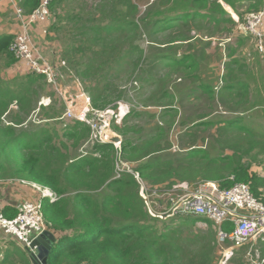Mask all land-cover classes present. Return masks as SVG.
Returning a JSON list of instances; mask_svg holds the SVG:
<instances>
[{"label": "trees", "instance_id": "16d2710c", "mask_svg": "<svg viewBox=\"0 0 264 264\" xmlns=\"http://www.w3.org/2000/svg\"><path fill=\"white\" fill-rule=\"evenodd\" d=\"M74 1L54 0L50 5L45 40L58 44L61 51L57 67L64 64L61 75L70 81L75 80V75L94 110L116 108V102L126 100L117 78L125 72L133 74L140 70L146 53L136 43L145 39L152 54L157 48L162 49L160 55L149 58L147 72L154 70L159 74L164 69L160 77L181 74L193 78L199 85L191 87L185 100L192 102L205 95L204 102L211 104L208 118L181 121L182 127L189 128L177 146L181 150L175 154L170 152L171 133L179 113L176 96L180 90L174 94L168 89L160 90L158 97L170 106L162 116L166 126L157 124L147 130L131 125L130 118L140 117L135 111L120 126L114 125L113 131L122 138L123 159L139 174L148 190L166 192L177 181L193 187L213 182L222 189L243 184L260 200L258 192L264 187V179L254 174L253 168L264 156V129L257 131L262 126L250 120L256 106L250 80L245 77L250 72L249 64L235 52L245 40L220 1L233 8L242 23L246 13L241 9L248 14L259 12L262 1L248 4L247 0H97L92 7L86 8L87 4L82 3L57 12L60 5L65 7ZM39 3L40 0H25L21 8L28 14ZM140 7L145 8L142 15ZM193 31L210 40L201 43L204 49L214 39L230 40L225 46L228 62L216 87L200 78V63L194 54L178 55L191 42ZM160 37L165 38L163 43H158ZM13 40L14 36H0V179L12 174L27 177L57 195L55 202L43 204L45 224L57 238L48 264H219L218 232L229 236L234 224L226 222L219 228L212 221L195 216H153L141 196L138 181L130 174L116 178L112 144L87 146L83 155L90 129L79 121L58 120L65 105L61 102L57 106L45 76L29 73L12 80L4 76L6 70L18 63L11 50ZM47 96L52 104L40 108L41 118L38 114L36 121L30 119L34 125L31 129L21 127L24 117L36 115L38 100ZM13 102H17L18 111L12 113L11 121H6L11 124L7 126L3 118ZM218 102L225 113L214 117ZM61 123L64 129L56 128ZM200 129L213 131L216 138L210 149L217 151L216 155H211L206 145L194 141ZM139 132L142 135L137 138ZM199 222L207 228H199ZM261 242L264 258V241L258 243ZM225 243L231 246L229 240ZM241 249H237L230 263Z\"/></svg>", "mask_w": 264, "mask_h": 264}, {"label": "built area", "instance_id": "2783aa9c", "mask_svg": "<svg viewBox=\"0 0 264 264\" xmlns=\"http://www.w3.org/2000/svg\"><path fill=\"white\" fill-rule=\"evenodd\" d=\"M9 1L15 7L17 21L22 26V31L13 40L12 52L18 62L30 67L32 73L45 76L49 84L56 83L57 75H54L44 60L43 53L36 47L30 33L35 25L47 23L51 19L50 5L54 0H40L39 6L28 14L21 8L25 0ZM239 30L254 39L255 49L264 58V6L259 12L249 13L243 25L239 26ZM75 102L72 101L73 105L67 107L61 120L79 121L90 128L89 142L85 148L112 144L117 151L116 178L120 179L125 174L132 175L141 186L140 193L147 195V185L139 174L122 160L121 142H108L109 132L115 135L112 125L121 124L130 113L129 108L119 103L116 108L96 111L87 97L82 106L75 105ZM3 120L6 122V115ZM151 193L160 195V192L156 190ZM175 193L178 196L174 195ZM166 195L172 196V201L164 212L154 210L147 203V208L153 216L160 219L176 216H205L219 228L224 223L230 222L234 224L233 232L229 236L222 232L219 234L223 243L227 240L231 243V246H225L223 249L225 262L222 264H226L234 252L244 246H249L247 256L253 264H264V258L260 256V251L256 247L259 240L264 241V204L253 196L248 185L236 184L230 189H222L219 184L213 182L200 183L194 187L183 183L173 186L170 191L160 196ZM48 197L52 199V202L58 199L55 193L45 189L41 201L22 203L13 219H8L2 212L0 213V228L22 243L33 258L37 257L38 249L34 243L48 231L43 214V201ZM143 199L147 202L145 198Z\"/></svg>", "mask_w": 264, "mask_h": 264}, {"label": "rangeland", "instance_id": "374dc122", "mask_svg": "<svg viewBox=\"0 0 264 264\" xmlns=\"http://www.w3.org/2000/svg\"><path fill=\"white\" fill-rule=\"evenodd\" d=\"M95 1L97 0H76L72 3H66L65 7L64 5H60L57 8V12L62 13L63 9L68 11L72 8L79 7L80 4L82 3L87 4L86 8L92 7ZM7 9L9 10V8ZM140 9L142 11L141 12V15H142L144 13L145 8L140 7ZM241 12L246 13V15H244L246 18L248 15V11L245 9H241ZM1 18L2 16L0 15V19ZM11 18H13V16L10 17L9 19ZM235 21H237V19ZM16 22L19 23L17 20ZM12 24H15V22ZM237 24H238V31H239L238 34L245 40V44L241 48H237L235 52L238 57H240L241 59H245L246 63L249 64L250 72H248L245 75V77L250 80L251 90H252V100L256 106V109L251 113L252 119L250 120L254 119L253 120L254 124H258L262 126V128L256 129L257 131L262 132L264 129V58L255 49L254 39L250 36H247L246 34L242 33L239 30V26L243 25V23L240 22L239 20ZM190 37L192 38L191 42L188 45H185L183 48H181L178 51V55L181 56L184 53L194 54V56L200 63V66H199L200 72L198 75L205 82H208L213 87H216L220 83V78L223 76L226 63L228 62L226 61L225 46H227V44L230 43L229 42L230 40L220 41V40L214 39L211 41V45L207 49H204L205 46H201V43L206 44L207 41H210L209 39H204L201 36H198V32L196 31L191 32ZM159 39L157 40L158 43H163L165 41V38L163 37H160ZM33 41L36 47L41 52H43L42 46L43 47L46 46L47 49H49L52 52L56 51L54 47L51 46V43L49 42L45 44V43H40L39 40L35 41L33 39ZM233 42L234 41H232V43ZM136 44L143 50V52L145 51L146 53L145 62L142 64L139 71H136L133 74H130L129 72H125V74H122L121 76L117 78V83L120 82L119 83L120 87H122V90L126 92V100L116 102L115 106L118 107V104L121 103L127 106L130 112L135 111L140 115L138 119L130 118L131 125H136L137 127L145 128L147 130L155 127L157 124H162L166 126L167 124H165L162 116L164 115V111L169 109L170 106L168 104V101L158 97L160 90L168 89V91L172 94L176 93V90H180L181 92L177 94L176 96L178 99L176 103V109L179 113H178L177 119L175 120L176 124L174 123L173 130L171 133L173 148L170 151L172 154L179 153V151L181 150V147L179 148L177 146L181 144V137H183L185 132H188V128H189L188 126L185 128L182 127L181 121H183L184 119H192L193 121H197L200 118H203V119L208 118L209 116H211V114L209 113L210 112L209 107L211 104L204 102V100L207 98L205 95H203L200 99H197L192 102L185 100V94L191 89V87L195 85H199V82L196 81L195 79L193 78L188 79L187 77L185 78L181 74H178L179 76L170 75L168 78H165L164 76L160 77V75H162L165 72L164 69H162L159 74H157L156 71L154 70L153 71L150 70V72L149 71L147 72L146 70L149 66L148 61L150 62L149 58H152L156 54L160 55L162 53L161 52L162 49L157 48L158 50L152 54L151 53L152 49H151V46L147 44V39L143 41H138ZM163 50L166 51V49H163ZM60 51L61 50L57 51L58 54H60ZM46 63L52 69L54 75L55 76L57 75L56 83L49 84L48 82H46L48 85V88L54 92L55 98H57V106L59 107V103L62 102L64 103L65 110H66L67 107H69L72 104V101H76L75 105L82 106V102H85L84 96H86V94L83 91L81 82L78 79H76L74 74L72 75V79H75V80H72V81L66 78L65 75L63 74L61 75V69L63 68L64 64L57 67L58 65H57L56 57L55 59L54 58L49 59V61H47ZM24 68L25 69H23L22 73H19L20 74L19 76H22V75L25 76L29 73H32L30 67L25 66ZM181 98H182V101H181ZM38 101L39 102L36 105V108H37V113L40 114L39 113L40 108L48 105L50 101L52 100L50 97L47 96V97H42ZM112 108L114 107H109L106 110L112 109ZM216 110H218V112H214V114H212V116L214 117H218L220 113H225L224 108L221 106L219 102H218ZM14 111L16 112H13V114H16L17 110H14ZM38 114L33 115L32 113L33 116L31 115V117L29 116L27 118V123H28L27 126L29 127V129H31L32 126H34L33 122H29L30 119L33 118V120L36 121V116H38ZM227 115H230V114H227ZM11 117H12V111L10 114L8 113V117L6 118V120L11 121ZM39 118H41V114ZM95 120L97 121V118H95ZM121 124H119V126ZM114 125H118V124L114 123L112 125V130H113ZM29 129H25V130L29 131ZM189 132L193 133V130H189ZM141 135H142L141 132H139L135 136L138 138ZM195 137L196 138H194V141H197V143L201 145H206L211 155H216L218 153L217 151H211L210 149V143L216 138L211 129L209 131L208 129H200L198 130V132H196ZM206 139L208 140L203 144L202 142L205 141ZM207 142H209V144H207ZM114 150H115V156H116L117 151L115 148ZM120 155H122L123 162L127 163L123 159L122 141H121V154ZM259 158L262 159L261 160L262 162L256 164L258 167L257 166L254 167L253 172L259 178L264 179V156H260ZM115 168H116V165H115ZM178 182L179 181H177V184L175 185L187 183V182H180V183ZM151 192L148 191L147 189V193H146L147 195H145L146 200H147L146 204L148 203V205L156 211H159V212L166 211L169 208V204L172 201V198H171L172 196L170 195L160 196L161 194H164L165 192H162V193L160 192V195L158 194L156 195ZM258 193H259V196L261 197H260V200L258 199L257 200L260 203L264 204V201H262L264 198V187L263 186L260 187ZM174 195L178 196L177 193H175ZM200 218L206 219L204 217H200ZM198 227L202 229H206L207 225L205 223L199 222ZM219 234L220 232H218L219 259L221 260V262L219 260V264H222L223 262H225V257L223 256L222 253H223V249L226 246V243H223L221 241V237H219ZM256 247L259 249V251L260 249L262 251V242L257 243ZM261 251H260V256H262ZM245 253H246V257L244 258ZM247 254H248V249H241L237 254H235L234 261L231 263L227 261L226 264L228 262H229L228 264H253L250 258H248Z\"/></svg>", "mask_w": 264, "mask_h": 264}, {"label": "crops", "instance_id": "0c3cea01", "mask_svg": "<svg viewBox=\"0 0 264 264\" xmlns=\"http://www.w3.org/2000/svg\"><path fill=\"white\" fill-rule=\"evenodd\" d=\"M244 1H246V0H244ZM247 1H249L248 4H251V3H254L258 0H247ZM261 1H262V6H263L264 0H261ZM221 3L223 5V7L225 8V10L227 12H230L232 14V17L235 20L237 19L236 22H239V18L235 14L233 8L226 5L223 1H221ZM7 8H9L10 11ZM14 8L15 7L13 5H11L9 0H0V15L2 16V18L0 19V36H6L7 35V36H14V38H15V36L22 31L21 24L16 22L17 18H16ZM11 9H12V11H11ZM9 12H10V14H9ZM12 16H13V18L9 19ZM14 22H15V24H12ZM49 26H50V23H46L43 25L38 24V25L34 26L33 33H32V30L30 32L32 37L34 36L33 39L35 41L39 40L40 43L46 44L47 43L45 40L46 30L49 28ZM51 46L54 47V49L56 51L52 52L49 49H47L46 46H44V47L42 46L43 58L46 62L49 61V59H51V58L55 59V57H56V61L58 60V57H57V56H59V54L57 52L59 50L58 44L51 42ZM24 67H25L24 64L18 62L17 64H15V66H13V68H11L10 70H6L4 73V76L9 80L15 79L17 77V75L18 76L20 75L19 73H22L23 69H25ZM18 69H19V71H18ZM17 72H18V74H17ZM82 103H84V102H82ZM51 104H52V101H50V103L48 105L43 106V107H49ZM80 105H81V103H80ZM14 108H16V109H14ZM14 110L18 111L17 102H13V104L9 108V111H12V113L16 112ZM9 111H8V113H9ZM65 112H66V110H65ZM65 112H64V114H65ZM8 113H6L5 115H7ZM27 118L28 117H24V123L25 124L21 127H25V126L28 127L27 122H26ZM61 118L58 119L60 122L61 121L66 122L64 120H61ZM44 122H47V121L44 120ZM5 124L7 126L11 125L8 122H6ZM12 125L15 126L13 123H12ZM63 127H64L63 123L58 124L56 126V128H58V129H64ZM114 133H115V135L121 137L116 132H114ZM121 140H122V138H121ZM86 149L87 148H85V147L82 149L81 152L83 153V155L85 152L87 153ZM45 189H49V188H46V187L42 186L41 184H38V183L31 181V180L27 179V177L21 178L19 176H14L12 174V176H10L8 178L0 179V213L2 212L3 214H5L9 218H14L17 215L18 207L22 203L37 202L39 200L41 201L42 196H43V190H45ZM45 202H52V199L48 197V198L44 199L43 204ZM0 264H35L33 261V257L27 251L25 246L22 243H20L17 239H15L14 237L7 235L1 228H0Z\"/></svg>", "mask_w": 264, "mask_h": 264}, {"label": "water", "instance_id": "95a60500", "mask_svg": "<svg viewBox=\"0 0 264 264\" xmlns=\"http://www.w3.org/2000/svg\"><path fill=\"white\" fill-rule=\"evenodd\" d=\"M121 137L117 135H113L109 132L108 142L109 143H119L121 142ZM143 198L146 199L143 192H141ZM57 243V238L55 235L49 231L45 232L44 235L39 237L34 246H37V257L33 258L35 264H48V259L50 257L51 252L53 251L54 245Z\"/></svg>", "mask_w": 264, "mask_h": 264}, {"label": "bare ground", "instance_id": "6f19581e", "mask_svg": "<svg viewBox=\"0 0 264 264\" xmlns=\"http://www.w3.org/2000/svg\"><path fill=\"white\" fill-rule=\"evenodd\" d=\"M189 184V183H188ZM190 185V184H189ZM177 217V216H176ZM201 217H204V218H206L207 219V217H205V216H201Z\"/></svg>", "mask_w": 264, "mask_h": 264}]
</instances>
